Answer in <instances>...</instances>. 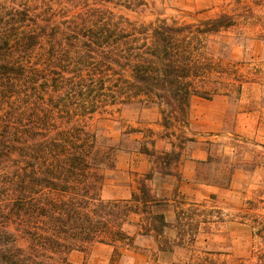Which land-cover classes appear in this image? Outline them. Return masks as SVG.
<instances>
[{
    "label": "trees",
    "instance_id": "trees-1",
    "mask_svg": "<svg viewBox=\"0 0 264 264\" xmlns=\"http://www.w3.org/2000/svg\"><path fill=\"white\" fill-rule=\"evenodd\" d=\"M144 6L0 0V264H67L72 251L95 243L131 248L132 217L137 234L153 237L162 252L194 241L185 198L157 196L152 179L179 165L170 139L186 132L192 98L240 90L235 64H222L207 38L235 26L241 13L235 3L197 22L144 21L132 14ZM134 103L156 105L162 131L131 128L117 140L99 124ZM131 133H143L135 151L155 160L130 197L105 200L107 172ZM157 138L171 149H157ZM168 206L178 209L172 220L160 210ZM205 253L188 264H219Z\"/></svg>",
    "mask_w": 264,
    "mask_h": 264
},
{
    "label": "rangeland",
    "instance_id": "rangeland-1",
    "mask_svg": "<svg viewBox=\"0 0 264 264\" xmlns=\"http://www.w3.org/2000/svg\"><path fill=\"white\" fill-rule=\"evenodd\" d=\"M145 1L146 6L133 16L184 23L212 17L238 3L241 14L236 25L210 34L207 45L223 57L222 64H235L241 88L231 89L228 96L193 97L186 132L180 141L170 139L181 152L178 174L153 175L159 197L171 198L178 189L185 198L182 207L190 218L189 227L196 232L191 246L165 256L153 237L137 234L138 219L132 217L126 225L133 236L131 248L95 243L86 252L72 251L67 264H188L205 252L219 264H260L264 255V39L260 35L264 33V0ZM159 119L156 105L134 103L98 122L118 140L121 131L131 128L159 133ZM142 136L131 133L122 137L116 167L107 172L101 190L103 199L129 197L138 173L152 165L155 159L135 151V138ZM155 146L171 149L164 138H157ZM160 210L172 220L178 209L168 206Z\"/></svg>",
    "mask_w": 264,
    "mask_h": 264
},
{
    "label": "crops",
    "instance_id": "crops-1",
    "mask_svg": "<svg viewBox=\"0 0 264 264\" xmlns=\"http://www.w3.org/2000/svg\"><path fill=\"white\" fill-rule=\"evenodd\" d=\"M180 161H181V157H180ZM180 161H179V164H180ZM149 168H150V167H149ZM149 168H148V169H149ZM178 172H179V169L177 168L176 171H175V173L178 174ZM142 173H144V172H142ZM142 173H138V176L141 175ZM175 173H174V175H176ZM172 175H173V174H172ZM167 176H171V175H167ZM164 177H165V176H164ZM152 187H153V190H155L153 184H152ZM155 192H156V190H155ZM175 192H178V193H179L178 189H176V190L173 192L171 198H173ZM130 194H131V193H130ZM156 194H157V193H156ZM179 194H180V193H179ZM157 196H158V194H157ZM129 197H130V196H129ZM126 198H128V197H126ZM171 198H167V199H171ZM100 244H103V243H100ZM105 245H107V244H105ZM161 252H162V251H161ZM163 254H164L165 256H166V255H172L171 252H169V253H168V252H163ZM71 256H72V254H71Z\"/></svg>",
    "mask_w": 264,
    "mask_h": 264
}]
</instances>
